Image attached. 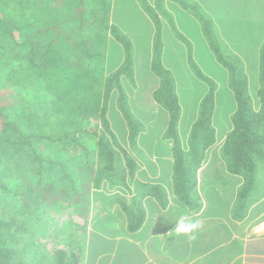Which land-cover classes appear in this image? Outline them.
Masks as SVG:
<instances>
[{
	"label": "trees",
	"instance_id": "obj_1",
	"mask_svg": "<svg viewBox=\"0 0 264 264\" xmlns=\"http://www.w3.org/2000/svg\"><path fill=\"white\" fill-rule=\"evenodd\" d=\"M137 3L153 23L149 67L158 82L151 98L166 118L163 139L171 142L170 191L161 184L137 180L133 191L129 187L138 164L119 143L110 112L121 128L123 123L122 141L127 139L135 151L137 137L145 126L129 107L125 82L135 85L132 42L111 22L112 1L0 0V200L10 198L0 210V264H33L27 254L47 209L61 203L66 207L83 203L85 191L101 190L104 184L109 191L117 187L132 195L130 203L118 196L110 202L120 204L125 232L129 234L140 231L146 222L149 210L145 201L151 211L167 208L171 213L167 205L172 197L179 216L202 210L198 173L217 141L214 122L218 87L191 61L194 74L207 88L193 106L191 122L182 136L180 96L173 73L163 60L166 27L191 57L193 46L180 30L185 24L179 12L191 16L187 19L190 26L200 28L207 53L225 72L228 96L231 94L234 104L233 111L228 112L231 128L219 149L220 168L211 162L208 167L215 181L221 174L228 180L239 179L226 206L229 217L223 220L233 226L246 221L253 206L264 198V24L252 36L258 45L252 55L256 67L252 96L246 61L220 40L215 21L201 5L192 0ZM246 23L252 25V21ZM110 40L122 47L124 55L119 67L106 73L104 60ZM88 139L92 147L86 155L94 163L84 168L86 174L63 170L61 159L65 156L78 160L82 150L87 149L83 141ZM27 177L32 179L31 184ZM208 201L212 206L211 199ZM203 215L213 214L207 208ZM112 217H108L109 222L119 216ZM204 234L192 240V249L187 243L188 251H197L194 246ZM176 244L175 236L165 246L174 252ZM224 248L219 245L220 250ZM52 251L53 264H83L84 257L88 260L98 253L91 251L89 255L79 248L77 255L59 247ZM174 255L183 259L187 254L177 249Z\"/></svg>",
	"mask_w": 264,
	"mask_h": 264
},
{
	"label": "rangeland",
	"instance_id": "obj_2",
	"mask_svg": "<svg viewBox=\"0 0 264 264\" xmlns=\"http://www.w3.org/2000/svg\"><path fill=\"white\" fill-rule=\"evenodd\" d=\"M111 1V22L118 25V28L125 33L132 42L133 58L135 62V85L129 84L128 81L125 82L129 107L135 114L137 120L145 126V129L142 130L137 137L135 151L129 146L127 139L122 141L121 129L124 128L123 123L121 124V128L119 120L113 118V111L112 109L110 110L112 111L110 112L111 124H115L113 128L119 143L129 151L138 164L133 182L129 183V187L133 191L134 183L137 180L150 185L161 184L166 191H170L171 155L168 153L170 152L168 150L171 148V142L163 139L166 118L161 114L159 107L153 104L151 98V92L158 82L149 67V60L152 52L153 23L140 8L137 0ZM195 2L201 5L206 15L215 21L216 33L220 35V40L226 42L232 49V52L246 61V71L251 79V94L254 96V88L256 85L254 71L256 67L255 64L252 63V55L258 45L255 42V38H252V36L258 31V26H248L246 23L253 18H250V16H253L250 14L251 10L245 9V11L242 12L238 7H235V4L231 6L229 0H195ZM245 2L246 1L243 3ZM258 13L260 16L263 15L261 7H258ZM179 15L181 16L180 12ZM180 21H183V24H185L180 26V30L193 46L191 57H189L186 46L173 38L171 33H168V28L166 27L164 32L166 45L163 48V60L165 67L172 71L177 84L176 90L180 96L184 118L182 127L180 128V134H182V136L184 132L188 130V126L191 122L193 106L198 104L207 88L194 74L191 61H193L199 69L203 70L204 74L212 79L218 87L216 118L214 122V126L218 132L217 141L210 148L211 152L208 154L207 163L204 164L198 173L197 192L201 197L203 208L199 214L189 213L187 216L194 220H198L200 223V227L196 230V236L212 232H220L223 234V223H225L223 219H225V216L229 217L227 215V208L224 209V206H227L229 200L232 199V193L234 189L237 188L239 179L236 177L237 179H229V181L228 177L226 178L225 175L221 174L220 180L217 179L216 182L215 179H213L212 173L209 171L212 170V168L208 169V167H211V163H213V166L220 168L219 149L222 146L225 134L231 128L230 114L228 115V112L231 113L233 111L234 104L231 94L228 96L229 92H227L228 89L225 83V72L219 68L217 61L207 53L205 39L201 37L200 28L196 25L190 26V21H187L186 16H181ZM222 30L224 32H222ZM123 55L122 47L116 41L110 40L104 60L106 73L119 67L123 60ZM113 109H115L114 105ZM117 126L119 127L117 128ZM83 143L87 149L82 150L83 154L79 155L78 160L71 161L65 156L61 159L63 165L61 167L63 170L82 176L86 174L87 166H92V163H94L93 159L86 155L92 147V140H84ZM139 152L140 154H138ZM213 159L216 161H213ZM31 180L30 177H27V181H29L30 184ZM224 183H228L230 186H225ZM106 186L107 184H104L102 189L98 191L93 189L88 192L85 191L83 195L86 196L82 198V200L85 201L83 203L72 204L67 207L61 203L55 205L52 209L48 208L46 214L41 218L42 222L39 223L38 229L35 230L34 240L31 241L33 246L27 254L28 259H30L33 264H53L55 260L52 251L53 247H59L66 252L71 251L77 255L79 254V248H81L83 250L86 249L89 255L91 251L98 252L97 255L90 257L88 260L84 257L83 264H135V262L139 260V251L144 250L145 242L148 241L146 244L150 247L149 251L151 255L148 256L151 260H154L155 255L156 258L160 260L159 253H161L164 263L183 264L178 260V257L175 256L176 258H173V254L177 249H180L181 252L183 251L186 254L188 250L187 243L188 247L190 246L191 249L193 248V244L191 243L192 240L187 236L177 235L174 232L175 222L179 214L177 210L178 205L176 206V203L174 204L173 198L170 197V199H168L169 204L167 205V207L171 206V213L170 210L166 211L167 208L164 211H151L148 202L145 201L144 206L149 210L148 216L150 217L142 225L141 231L144 229V232H140L139 235L129 234L125 232L127 230L126 225L123 224L125 220L121 217L123 215L120 210V204H111L110 202L111 199L114 200L115 197L118 196L122 197L126 203H130L132 195H128L127 192L119 190L117 187L113 191H109L106 189ZM97 194H103L105 198L99 197ZM209 199H211L213 207L207 204ZM7 200H10V198L0 200V210L5 207ZM80 206L86 210L79 209L78 207ZM172 206H175V208ZM60 207L62 210L58 209ZM207 208L213 215L204 218L203 213H207ZM223 209L225 213L221 215L216 212V210L223 212ZM167 213L173 216L169 221L168 216H170V214L166 216ZM109 216H113L112 218L115 216L119 217L109 222ZM221 223L223 225L222 227ZM230 226H232V224ZM214 228H220V231L215 232ZM251 233V228L246 231L247 236H250ZM155 235H160L161 237L159 240L161 244H159V246L153 238ZM175 236L177 238V244L174 247V252H172L170 248H166L165 245L171 242L172 237ZM46 237L50 238L45 239ZM202 237L200 242L194 246L197 250L207 248V246H205L206 244L204 245L202 241ZM210 237H212L211 234ZM102 239L104 241H102ZM210 240H207L208 242L206 243L211 246L212 242H210ZM162 245L163 247H161ZM153 250L156 252H152ZM134 252L137 254L134 255ZM30 255H32V257H30ZM191 258L196 260L198 255L197 258Z\"/></svg>",
	"mask_w": 264,
	"mask_h": 264
},
{
	"label": "crops",
	"instance_id": "obj_3",
	"mask_svg": "<svg viewBox=\"0 0 264 264\" xmlns=\"http://www.w3.org/2000/svg\"><path fill=\"white\" fill-rule=\"evenodd\" d=\"M195 2V0H192ZM246 1L245 3L249 2L250 5L245 6L242 3ZM229 0L231 6L235 4V7H238L242 12L245 11V9H250V14L253 16L251 18L252 25L260 26L261 24H264V0ZM263 3V4H261ZM245 7V8H244ZM258 7H261L263 10V15H259L258 13ZM181 16H186L187 19L191 17L188 14H182ZM258 31L261 30V28L258 27ZM226 206H224V209ZM223 209L222 213H225ZM251 216L244 222L235 223V225L230 226L229 223L226 222L224 224V233H220L217 231H220V229L216 230L217 233H211L212 237H210L209 234H204L202 237V241L207 248L194 251H186V259L178 258L179 261L183 264H264V198L258 201L251 211ZM224 216V215H223ZM150 216L146 218V221L148 220ZM201 217V216H200ZM206 218V217H204ZM208 218V217H207ZM170 219H168L169 221ZM251 228L252 233L250 236L246 235V231H248ZM142 229V228H141ZM140 232H144V229L137 233H134L135 235H139ZM252 235V236H251ZM156 236V237H155ZM153 238L156 240V244L159 246L161 242L159 241L161 239L160 235H155ZM211 238V240H210ZM210 240L212 242L211 246L207 244L206 242ZM233 241V242H232ZM147 242H145V248L144 250L139 251V260L135 262V264H167L164 263V260L162 258V254H160V260L155 258L154 260H151L148 255L150 254L149 248L147 246ZM219 245L225 246L224 249L220 250ZM163 247V245L161 246ZM211 247V248H209ZM141 249V248H139ZM148 250V252H147ZM157 250V249H156ZM156 252V251H152ZM137 253L134 252V255ZM185 254V253H184ZM189 255V256H188ZM198 255V258H197ZM191 257H196L194 258ZM173 258H176L173 254ZM151 260V262H150ZM176 260V259H175ZM219 262V263H218Z\"/></svg>",
	"mask_w": 264,
	"mask_h": 264
},
{
	"label": "clouds",
	"instance_id": "obj_4",
	"mask_svg": "<svg viewBox=\"0 0 264 264\" xmlns=\"http://www.w3.org/2000/svg\"><path fill=\"white\" fill-rule=\"evenodd\" d=\"M200 227L198 220H194L187 215H181L175 222L174 232L177 235L187 236L190 240L196 239V230Z\"/></svg>",
	"mask_w": 264,
	"mask_h": 264
}]
</instances>
